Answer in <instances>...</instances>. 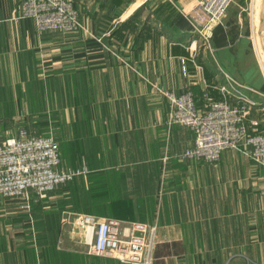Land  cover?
Masks as SVG:
<instances>
[{
  "label": "crops",
  "instance_id": "0c3cea01",
  "mask_svg": "<svg viewBox=\"0 0 264 264\" xmlns=\"http://www.w3.org/2000/svg\"><path fill=\"white\" fill-rule=\"evenodd\" d=\"M22 1L0 0V136L49 128L62 165L89 172L77 178L80 205L63 185L30 210L0 199V264H126L88 252L77 213L155 225L152 264H264V166L234 149L214 163L181 158L195 134L169 123L160 90L190 87L204 110L228 74L253 90L247 124L264 132L262 0H233L208 25L210 44L198 0H74L75 32L38 29ZM53 211L56 247L38 235Z\"/></svg>",
  "mask_w": 264,
  "mask_h": 264
},
{
  "label": "built area",
  "instance_id": "2783aa9c",
  "mask_svg": "<svg viewBox=\"0 0 264 264\" xmlns=\"http://www.w3.org/2000/svg\"><path fill=\"white\" fill-rule=\"evenodd\" d=\"M167 1L177 5V0ZM232 2L198 0L203 23L198 32L203 42L210 44L212 32L208 25L222 21ZM20 16L33 18L40 30L75 32L83 28L74 0H23ZM213 86L222 96L211 99L204 110L198 106L192 88L180 94L160 88L172 103L169 123H182L195 134L194 145L181 158L214 163L225 149L236 148L264 166V132L253 133L247 124L256 101L228 74ZM88 172L84 161L77 167L62 165L60 143L53 133L36 134L21 127L13 135L0 136V199H19L26 210L31 209L33 200L48 197L51 191ZM73 224L81 227V241L90 254L113 257L126 264H152L159 243L155 225H121L116 219L92 213H77Z\"/></svg>",
  "mask_w": 264,
  "mask_h": 264
},
{
  "label": "trees",
  "instance_id": "16d2710c",
  "mask_svg": "<svg viewBox=\"0 0 264 264\" xmlns=\"http://www.w3.org/2000/svg\"><path fill=\"white\" fill-rule=\"evenodd\" d=\"M79 177V176H78ZM78 177H76L73 181H70L62 186V188H71L72 194L69 196L71 199V202L80 205L82 200H85V197L81 196L80 193L77 190H80V187L77 183ZM55 191H51L49 195L53 194ZM97 195H93L95 197ZM49 214V213H48ZM59 212H54L52 215H48L46 219H44L41 222V226L38 228V235L40 236L41 240H44V242L48 245H52V247H56V239L59 232ZM41 227V228H40ZM44 232V235H41V233ZM52 234V237L50 236Z\"/></svg>",
  "mask_w": 264,
  "mask_h": 264
},
{
  "label": "rangeland",
  "instance_id": "374dc122",
  "mask_svg": "<svg viewBox=\"0 0 264 264\" xmlns=\"http://www.w3.org/2000/svg\"><path fill=\"white\" fill-rule=\"evenodd\" d=\"M262 45H263V47H264V43H262ZM262 52H263V57H264V49L262 50ZM234 84L235 85H237V86H239V87H241L242 89H243V91H245L246 93H251V91H253L252 89H250L247 85H245L244 83H242V82H240V81H238L237 79H234ZM252 109H253V106H252ZM25 128V127H24ZM27 129V128H26ZM30 129H31V131H33V132H31L29 129H28V131L29 132H31V133H37V134H42V133H46V132H50L51 130L48 128V129H46V130H43V131H41V132H39V130L37 129V128H34L33 126H31L30 127ZM53 129H55V128H53ZM250 129V128H249ZM38 130V131H37ZM50 130V131H49ZM37 131V132H36ZM234 150H240V149H236V148H234ZM240 151H242V150H240ZM243 152V151H242ZM244 154H245V156H247V157H249L251 160H253L251 157H250V155L249 154H247L246 152H243ZM220 160V159H219ZM254 161V160H253ZM255 162V161H254ZM257 163V162H256ZM259 164V163H258ZM72 226H73V230L75 231V234L76 235H78L79 237H80V235L82 234V229H81V227L80 226H78L77 224H72ZM72 229V228H71ZM45 233L44 232H42L41 233V235H44ZM51 237H52V234L50 235ZM42 242L43 243H45L44 242V240H42Z\"/></svg>",
  "mask_w": 264,
  "mask_h": 264
},
{
  "label": "water",
  "instance_id": "95a60500",
  "mask_svg": "<svg viewBox=\"0 0 264 264\" xmlns=\"http://www.w3.org/2000/svg\"><path fill=\"white\" fill-rule=\"evenodd\" d=\"M261 7H262V22H263V29H264V0H262Z\"/></svg>",
  "mask_w": 264,
  "mask_h": 264
}]
</instances>
